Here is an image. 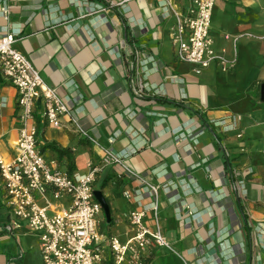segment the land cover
Here are the masks:
<instances>
[{
  "label": "crops",
  "instance_id": "1",
  "mask_svg": "<svg viewBox=\"0 0 264 264\" xmlns=\"http://www.w3.org/2000/svg\"><path fill=\"white\" fill-rule=\"evenodd\" d=\"M4 3L0 37L13 34V49L69 108L53 128L41 116L43 102L34 104L27 125L35 126L46 162L77 179L89 163L102 165L108 150L127 155L125 166L158 186L153 198L122 165L103 166L93 191L104 196L110 219L101 210L107 229L97 225L99 233L128 240V213L145 208V225L159 227L170 248L152 244L141 264H264V0H224L220 18L213 7V48L234 66L223 71L213 62L198 74L177 60L176 18L156 0H0V9ZM17 98L0 75V152L7 161L22 127ZM220 121L231 129L215 125ZM34 196L50 215L70 204L66 195ZM103 253L110 261L108 247ZM36 263L37 235L11 214L0 179V264Z\"/></svg>",
  "mask_w": 264,
  "mask_h": 264
},
{
  "label": "built area",
  "instance_id": "2",
  "mask_svg": "<svg viewBox=\"0 0 264 264\" xmlns=\"http://www.w3.org/2000/svg\"><path fill=\"white\" fill-rule=\"evenodd\" d=\"M156 2L163 11L176 18L171 41L179 62L195 65L196 74L213 62L219 64L223 71L234 66L233 61L225 59L223 51L217 52L213 48L214 41L209 32L215 0ZM8 13L9 8L4 3L0 9L3 20ZM14 42L13 34L0 37V75L8 79L18 91L22 127L16 141L15 157L7 161L0 152V179L3 182L5 204L11 214L25 222L28 229L37 235L42 264H141L142 253L152 244L170 248L159 227L151 230L145 225V208L128 213L127 219L134 231L128 240L121 242L115 236L105 237L99 233L97 217L102 211L93 195V184L103 166L122 165L125 172L138 179L153 198L158 195V186L151 185L126 167L123 159L127 155L118 156L108 150L104 151L101 158L102 165L89 163L87 172L77 179H71L54 162H46L37 146L35 126L27 125L33 120L34 104L39 99L43 102L41 116L53 128L62 126L61 119L69 115V108L56 91L43 84L39 72L26 57L13 49ZM72 123L76 125L75 120ZM215 125L224 130L231 129V126H225L224 121L216 122ZM235 189L241 197L246 196L242 182H238ZM47 192L56 200L62 195L69 196V206L54 215L48 214L46 207H40L34 196L37 193L42 197ZM124 195L130 197L128 193ZM156 209L157 204L154 202L151 208L154 217ZM104 246L109 248L110 261L104 256Z\"/></svg>",
  "mask_w": 264,
  "mask_h": 264
},
{
  "label": "rangeland",
  "instance_id": "3",
  "mask_svg": "<svg viewBox=\"0 0 264 264\" xmlns=\"http://www.w3.org/2000/svg\"><path fill=\"white\" fill-rule=\"evenodd\" d=\"M221 3H224V0H218V3L216 4L215 9H214V16H215V13H217L216 14L217 16H219L221 14V10H220ZM219 18H220V16H219ZM215 20L216 21H214V29L218 31V30H220L219 29V27H220V25H219L220 21H219L218 17ZM247 200L249 202L250 197ZM101 215H102V213L97 217V219L99 220V219L103 218V220L101 222H99L98 225L101 228L102 232H105L106 229H107V224L105 222V216H104V214L102 216ZM100 216H101V218H100ZM30 256H31L30 253H28L27 255H25V257H24L25 263L27 262L28 259H30ZM35 261L36 262H39L36 259H35Z\"/></svg>",
  "mask_w": 264,
  "mask_h": 264
},
{
  "label": "water",
  "instance_id": "4",
  "mask_svg": "<svg viewBox=\"0 0 264 264\" xmlns=\"http://www.w3.org/2000/svg\"><path fill=\"white\" fill-rule=\"evenodd\" d=\"M259 95H260V102L261 103L264 102V83H262L260 87ZM93 195L95 199L97 200V202L100 204L101 210L104 212L105 216L109 220L110 219L109 206L104 196L101 194L100 191H97V190L93 191Z\"/></svg>",
  "mask_w": 264,
  "mask_h": 264
},
{
  "label": "trees",
  "instance_id": "5",
  "mask_svg": "<svg viewBox=\"0 0 264 264\" xmlns=\"http://www.w3.org/2000/svg\"><path fill=\"white\" fill-rule=\"evenodd\" d=\"M56 151L58 152V155H60V156L67 155L66 151H63L61 149H56Z\"/></svg>",
  "mask_w": 264,
  "mask_h": 264
}]
</instances>
